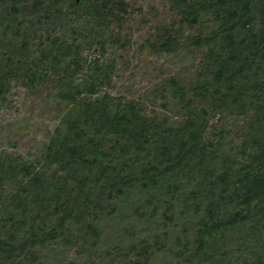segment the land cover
I'll return each instance as SVG.
<instances>
[{"label":"trees","instance_id":"trees-1","mask_svg":"<svg viewBox=\"0 0 264 264\" xmlns=\"http://www.w3.org/2000/svg\"><path fill=\"white\" fill-rule=\"evenodd\" d=\"M177 1L191 22L207 13L222 32L218 38L214 33L205 37L210 46L209 71L215 79L199 74V92L220 103L229 99L239 104L246 99L258 103V97L249 94L254 90L264 93V0L256 2L260 27L251 34L246 30L245 38L241 22L253 16L254 6H247L250 1L244 8L238 6L241 0ZM126 11L127 4L121 0H49L47 5L42 0L31 4L0 0V44L13 42L28 47L32 40H38L33 51L24 52L38 53L44 62L42 70L57 77L59 86L68 89L71 101H82L86 106L84 115L72 126L85 141L63 153L66 162L71 158L78 161L83 177L74 189L67 187L69 193L67 190L61 194L56 202H44V214L33 216L41 209L30 208L27 219L23 216L19 220L22 227L14 232L21 239L1 224L6 239L0 237V257L7 264H48L42 258L48 255L45 246L73 244L69 234H77L76 229L85 226V234L106 246L108 239L117 240L114 251L117 257L126 259L125 264H264L260 234L264 231L260 229L264 224V201H258L264 196V149L248 152L246 163L238 166L229 155L220 154V146L210 143L212 139L194 137L192 118L181 123L179 129L157 124L136 115L139 105L135 100L122 107V97L99 95L94 75L76 82L77 72L82 69L79 47L83 42L94 45L87 51L98 56L118 39L129 46L130 35L120 32ZM65 34L67 38L72 36L71 43L65 41ZM159 40V47L169 46V38ZM215 42L226 43V52L214 53L213 48L220 47L212 45ZM253 63L259 64L261 74L255 83L256 77L248 75ZM86 69L102 74L98 57L87 60ZM247 109L252 107L248 104ZM259 109L264 114V106ZM125 110L130 113L128 118ZM256 122L262 124L263 120ZM216 134L212 131L213 136ZM114 135L121 141L107 140ZM133 150L143 153L141 163L137 164L139 158L134 156L126 159L127 152ZM99 156L109 163L100 164L103 160ZM91 184H98L100 192L106 193L102 201L110 202V224L125 227H113V233L107 232L108 237L102 236V240L97 229L101 219L95 211L100 212L104 206L90 198ZM28 194L29 190H21L16 197L29 203L34 199L26 200ZM119 208L121 213L125 210L122 220L116 215ZM250 227L258 229L259 234H251ZM121 232L123 237H119Z\"/></svg>","mask_w":264,"mask_h":264},{"label":"rangeland","instance_id":"rangeland-1","mask_svg":"<svg viewBox=\"0 0 264 264\" xmlns=\"http://www.w3.org/2000/svg\"><path fill=\"white\" fill-rule=\"evenodd\" d=\"M24 1L31 4L35 0ZM42 1L46 5L49 2ZM121 1L127 4V15L124 13V24L121 31H118L130 35L126 36L130 38L129 46L125 47L123 40L118 39L114 44L106 46L103 55L98 56L87 51L89 47L94 48V45L89 46L87 42H83L79 47L82 69L77 72L76 82L80 83L83 77L94 75L99 95L109 93L122 97V107L135 100L139 105L136 115L154 120L157 124L163 123L167 127L179 129L181 123L192 118L190 126L194 137L200 135L201 139H212L210 143L220 146L217 147L220 154L229 155L231 162H238V166L246 163L248 152L264 149V114L259 109L264 106V93L254 90L249 96L255 95L259 102H248L246 99L242 102V107V103H234L230 99L215 102L199 92L197 76L202 74L208 79L213 78L207 55L210 46L204 40L210 33H214L217 38L221 36L222 32L215 18L202 13L193 23L177 0ZM249 1L251 3L247 5L248 8L254 6V10L253 16H247L241 22L244 38L247 36L246 30L249 29L251 34L260 27L257 25L260 22V14L256 11L257 0H241L238 6L244 8ZM64 36L65 41L71 43L72 36ZM159 38H169V46L159 47ZM75 39L80 41L78 37ZM36 45L38 40H32L28 47L13 42L0 44V225L3 224L13 233L22 227L19 220L23 216L27 219L30 208L41 209L33 213V216L44 214V202H56L61 194L64 195L67 190L69 193L67 187L74 189L77 181L83 177L78 161L71 158L69 162L72 164H69L63 153L85 141L72 126L84 115L86 106L82 101H71L68 89L59 86L57 77L52 72L42 70L44 62L38 53L34 55L24 52L33 51ZM225 46L226 43H222L220 47L215 46L214 53L226 52ZM92 56L100 60L102 74L86 69V61ZM258 67L259 64L256 66L255 63L250 66L248 75L251 79L256 77L254 83L261 77ZM171 80L181 85V93L175 92L180 87L177 84L173 86ZM213 84L216 86V83ZM248 104L252 107L251 110L247 109ZM129 115L125 110V118ZM260 118L263 120L262 124L256 122ZM212 131L217 133L216 137L212 135ZM107 140L121 141L115 135ZM133 156L139 158L137 164L143 161V153L134 150L127 152L126 159L130 160ZM101 159L103 161L100 164L109 163L107 159ZM128 167L127 165L126 171H129ZM214 169L216 171L218 167ZM189 176L193 178L192 174ZM97 185L91 184L89 192L91 199L103 202L104 209L95 211L98 220L101 219L96 224L101 239L102 236L108 237L105 236L107 232L113 233V227L122 230L125 227L121 223L110 224L111 216L107 215L110 202L102 201V194L106 193L100 192ZM21 190H29L25 198L34 200L25 203L16 197ZM15 197L16 200H13ZM260 200L264 201V196L258 201ZM122 213H125L124 209ZM122 213L121 208L117 209L116 215L120 220ZM22 224L26 228L25 223ZM260 229L264 230V224L260 225ZM76 230L77 234H69L73 244H48L45 246L48 255H42V258L48 264L126 263V259L117 257L114 251L117 240L108 239L106 246L85 234V226ZM249 230L251 234L260 232L253 227ZM261 232L264 240V231ZM239 233L242 235V228ZM4 234V231H0V237L6 239ZM123 235L121 232L119 237ZM0 264H7L3 257H0Z\"/></svg>","mask_w":264,"mask_h":264}]
</instances>
